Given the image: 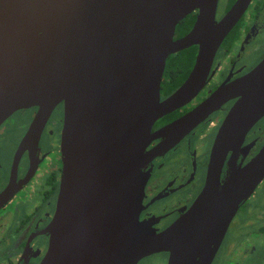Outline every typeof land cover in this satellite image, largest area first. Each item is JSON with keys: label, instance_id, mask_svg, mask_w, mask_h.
<instances>
[{"label": "water", "instance_id": "water-1", "mask_svg": "<svg viewBox=\"0 0 264 264\" xmlns=\"http://www.w3.org/2000/svg\"><path fill=\"white\" fill-rule=\"evenodd\" d=\"M250 1L239 0L218 22L219 0H0V126L15 112L38 107L22 143L37 152L53 110L65 108L63 176L41 264H72L75 193L84 184L121 196L124 232L109 264H137L158 252L170 253L169 264L212 263L240 206L264 181V146L247 165L233 163L227 180H220L226 152L240 147L264 116V59L191 113L155 134L152 129L203 90L218 49ZM193 13L192 30L175 40L177 26ZM194 46L199 50L188 79L162 100L168 58ZM236 98L202 194L157 234L140 219L149 176L143 168Z\"/></svg>", "mask_w": 264, "mask_h": 264}, {"label": "flooded vegetation", "instance_id": "flooded-vegetation-1", "mask_svg": "<svg viewBox=\"0 0 264 264\" xmlns=\"http://www.w3.org/2000/svg\"><path fill=\"white\" fill-rule=\"evenodd\" d=\"M238 1L219 0L216 20L221 21ZM195 15L197 18V13ZM193 26L184 32L176 29L174 39L189 34ZM254 43H259L256 57L249 55ZM194 47L198 54L199 47ZM250 57L252 61H248ZM263 59L264 0H251L218 49L203 90L189 104L157 120L152 133L191 113L220 87L246 76ZM195 62L196 58L194 65ZM190 73L168 93L163 92L161 86L162 100L172 96ZM174 76L172 72L171 80ZM237 101L238 98L220 105L180 142L160 152L143 168L149 176L140 219L150 223L157 234L165 232L183 218L202 194L216 141ZM38 112V107L19 110L0 126V264H41L49 249L50 234L47 230L56 215L64 168L62 134L65 108L62 103L53 110L41 134L37 152H31L22 148V143ZM162 141V138L153 140L147 151ZM263 146L264 116L246 133L240 147L226 152L221 183L227 180L233 163L239 167L247 165ZM5 195L7 197L3 200ZM75 195L72 264H104L105 260L109 264L112 251L117 253L124 232L120 193L115 195L109 190L104 192L101 188H88L84 184ZM234 222L238 224V233L264 245V192H258L257 188L240 206L211 264H241L236 252L243 249L241 241L228 239ZM257 250V246H252L243 253L246 264L248 258L254 259L261 252L264 264V246L260 252ZM169 260L170 253L158 252L137 264H169Z\"/></svg>", "mask_w": 264, "mask_h": 264}, {"label": "trees", "instance_id": "trees-1", "mask_svg": "<svg viewBox=\"0 0 264 264\" xmlns=\"http://www.w3.org/2000/svg\"><path fill=\"white\" fill-rule=\"evenodd\" d=\"M195 19V13L189 15L181 23H179L177 30L180 32L189 31L193 26ZM196 55L197 49L192 47L179 55H175L174 57L168 59L164 74V82L162 84L163 92L168 93L173 90V88L178 87V85L187 77L194 65ZM172 72L175 73V76L172 78V80H175L174 82L170 78V74Z\"/></svg>", "mask_w": 264, "mask_h": 264}, {"label": "rangeland", "instance_id": "rangeland-1", "mask_svg": "<svg viewBox=\"0 0 264 264\" xmlns=\"http://www.w3.org/2000/svg\"><path fill=\"white\" fill-rule=\"evenodd\" d=\"M259 43H254L252 44L251 50L249 51V55L256 57L255 56V51H256V47L258 46ZM248 61H252V57H250L248 59ZM258 192H264V181L263 183L258 187ZM251 202V201H250ZM237 219V218H236ZM234 227H232V230L230 231L229 237L228 239L230 241H241L240 246L243 247L242 250L237 251V257L241 258L239 259V261H241V264H246L245 260H246V255H244L243 253H245L246 251H248L252 246H257L258 250L257 252H260L262 247L264 246L263 243L261 241H257L255 242V240L250 239V237L248 235H244L245 239H243L244 236H242L240 233H238L237 227L238 224L234 222ZM263 245V246H262ZM236 252H235V257H236ZM262 259H263V255L262 252L257 255L254 256V259H252L251 257L247 259V263L248 264H262Z\"/></svg>", "mask_w": 264, "mask_h": 264}]
</instances>
